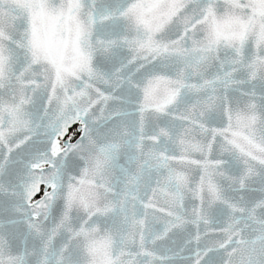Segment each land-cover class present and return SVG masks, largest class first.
I'll use <instances>...</instances> for the list:
<instances>
[{
    "label": "snow or ice",
    "instance_id": "1",
    "mask_svg": "<svg viewBox=\"0 0 264 264\" xmlns=\"http://www.w3.org/2000/svg\"><path fill=\"white\" fill-rule=\"evenodd\" d=\"M0 264H264V0H0Z\"/></svg>",
    "mask_w": 264,
    "mask_h": 264
},
{
    "label": "flooded vegetation",
    "instance_id": "2",
    "mask_svg": "<svg viewBox=\"0 0 264 264\" xmlns=\"http://www.w3.org/2000/svg\"><path fill=\"white\" fill-rule=\"evenodd\" d=\"M74 130V129H73Z\"/></svg>",
    "mask_w": 264,
    "mask_h": 264
}]
</instances>
